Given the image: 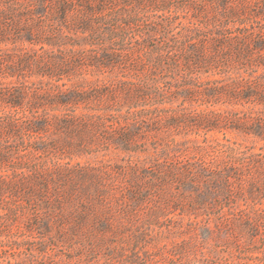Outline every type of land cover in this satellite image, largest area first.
Returning a JSON list of instances; mask_svg holds the SVG:
<instances>
[{
    "label": "trees",
    "instance_id": "16d2710c",
    "mask_svg": "<svg viewBox=\"0 0 264 264\" xmlns=\"http://www.w3.org/2000/svg\"><path fill=\"white\" fill-rule=\"evenodd\" d=\"M263 11L264 0H0V264H69L64 245L41 263L50 218L52 244L73 242L85 224L122 234L141 222V197L154 193L157 181L138 183L136 168L66 162L46 172L42 153L57 151L59 160L110 148L134 152L147 131L197 127L264 139L257 108H264ZM114 69L132 76L67 85L83 71ZM41 72L45 90L28 81ZM205 73L220 78L197 85ZM161 76L169 77L165 88ZM178 99L179 109L165 106ZM197 100L230 108L196 116L184 104ZM47 132L56 137L42 149ZM238 148L228 147L225 162L202 166L197 179L210 193L247 203L233 219V240L239 249L264 250V155L237 156ZM186 169L170 167L167 176L187 178ZM21 218L24 230L10 229Z\"/></svg>",
    "mask_w": 264,
    "mask_h": 264
},
{
    "label": "rangeland",
    "instance_id": "374dc122",
    "mask_svg": "<svg viewBox=\"0 0 264 264\" xmlns=\"http://www.w3.org/2000/svg\"><path fill=\"white\" fill-rule=\"evenodd\" d=\"M259 18L264 19V11ZM126 73L127 70L118 69L112 72L83 71L73 76L74 78L71 82H67V85H101L119 79ZM126 76L129 79L132 76L131 72ZM168 78L161 76V86L164 88L167 87ZM218 78L219 75L205 73L194 82L199 85L208 79ZM5 81H13V79L7 78ZM28 81L41 82V90L49 87L48 78L43 72L41 76L33 74ZM172 81L181 82V78L175 76ZM179 102L180 99L165 106L179 109L176 108ZM184 107L186 111L190 110L201 117L224 115L230 108L226 103L211 104L200 100L187 102ZM234 107L242 109L239 105ZM257 108L261 109L264 116V108L262 106ZM41 136L42 149L56 137L50 132L41 133ZM139 143L141 147L134 152L110 148L105 153L61 157L59 160L57 151L41 154V171L64 170L66 162H69L70 166L76 163L92 165L104 162L112 166H124L126 172L134 168L138 169L141 175L138 183H142L145 187L146 181L150 178L157 181L151 191L154 193L148 198L141 197L136 206L141 222L130 225L129 230L122 234L108 231L101 235L89 231V225L85 224L83 230L78 231L73 242L69 238L65 244L61 242L52 244L49 242V237L55 234L57 226L50 218L49 232L41 237V242H46L45 245L41 244V263L48 254L57 253L60 246L64 245L66 253L71 255L66 259L69 264H264L262 248L253 252L239 249L233 240L232 233L236 229L233 219L238 214V210L244 209L247 203L245 204L241 198L232 202L231 197L221 192L210 193L209 190L213 191V189L203 186L201 179H197L202 166L213 168L218 163L226 161L228 147L235 149L240 147L236 151L237 156L240 155L239 151H245V155H264L263 138L246 135L236 130L217 128L207 130L197 127V129L186 128L170 132L150 130L140 138ZM173 166L176 169L185 166L189 172L187 178L181 174L176 180H170L167 169ZM209 168L208 172H210ZM158 171L167 172L163 175ZM142 172H145L144 176ZM126 176L128 177L129 174L127 173ZM161 177L165 178V181H161ZM206 188V194H201L200 190L205 193ZM42 211L41 203V224ZM23 226L21 218L19 223L13 224L10 229L24 230ZM44 231L41 227V232Z\"/></svg>",
    "mask_w": 264,
    "mask_h": 264
}]
</instances>
